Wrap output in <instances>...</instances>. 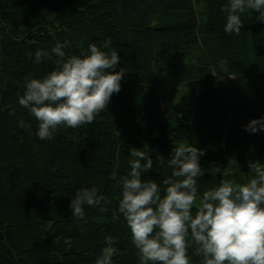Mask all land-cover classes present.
<instances>
[{
    "label": "trees",
    "instance_id": "16d2710c",
    "mask_svg": "<svg viewBox=\"0 0 264 264\" xmlns=\"http://www.w3.org/2000/svg\"><path fill=\"white\" fill-rule=\"evenodd\" d=\"M226 4L0 0V264H94L109 237L114 264H139L117 210L131 147L149 148L153 168L143 180L170 175L167 161L180 142L204 151L201 192L221 179L250 178L247 161H264V131L244 128L264 116V21L245 12L240 33L228 34ZM64 41L68 54L93 42L117 49L116 70L125 75L91 124L58 128L42 141L18 98L28 80L55 66L54 55L35 63V52ZM81 186H96L108 211L86 207L85 218L71 216V195ZM191 264L200 258L192 255Z\"/></svg>",
    "mask_w": 264,
    "mask_h": 264
},
{
    "label": "clouds",
    "instance_id": "9594fccd",
    "mask_svg": "<svg viewBox=\"0 0 264 264\" xmlns=\"http://www.w3.org/2000/svg\"><path fill=\"white\" fill-rule=\"evenodd\" d=\"M221 11L224 31L239 34L241 14L255 11L256 19L264 21V0H227ZM67 47V41L57 42L50 52H35V63L54 55L55 66L28 80L18 98L37 121L35 135L42 141L54 139L58 128L91 124L119 93L125 75L124 68L116 70L121 57L115 48L104 50L93 42L68 54ZM19 126L25 127L24 121ZM244 128L249 133L264 131V116L252 118ZM203 155L194 143L173 145L167 161L171 173L157 182L142 179L153 168L148 146L129 148L117 210L130 230L139 264H191L192 255L200 264H264V161H247L251 176L244 182L221 179L201 192ZM215 170L224 175L219 166ZM109 204L96 186H81L68 207L71 216L81 220L86 207L106 212ZM106 244L94 264H114L112 238H106Z\"/></svg>",
    "mask_w": 264,
    "mask_h": 264
},
{
    "label": "rangeland",
    "instance_id": "374dc122",
    "mask_svg": "<svg viewBox=\"0 0 264 264\" xmlns=\"http://www.w3.org/2000/svg\"><path fill=\"white\" fill-rule=\"evenodd\" d=\"M172 102L174 104H176L177 106H183L185 104V101H183L182 99H180V97H174L172 99Z\"/></svg>",
    "mask_w": 264,
    "mask_h": 264
}]
</instances>
